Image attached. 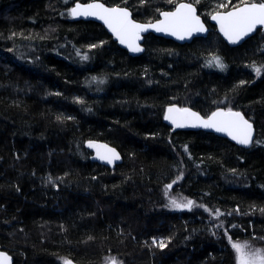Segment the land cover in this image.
<instances>
[{
	"label": "trees",
	"instance_id": "obj_1",
	"mask_svg": "<svg viewBox=\"0 0 264 264\" xmlns=\"http://www.w3.org/2000/svg\"><path fill=\"white\" fill-rule=\"evenodd\" d=\"M89 1L0 0V250L13 264H236L229 239L264 245V28L231 47L202 0H99L140 22L187 1L209 27L184 44L147 34L130 56L70 16ZM170 104L239 111L253 142L172 130ZM89 140L121 163L92 161ZM167 193L194 206L171 208Z\"/></svg>",
	"mask_w": 264,
	"mask_h": 264
},
{
	"label": "snow or ice",
	"instance_id": "obj_2",
	"mask_svg": "<svg viewBox=\"0 0 264 264\" xmlns=\"http://www.w3.org/2000/svg\"><path fill=\"white\" fill-rule=\"evenodd\" d=\"M70 15L73 17L93 16L102 20L116 35L119 42L125 44L132 52L143 51L138 41L141 39V33L148 31L149 28L154 29L156 32H165L176 36L181 40L193 33L205 31L204 25L201 23L199 16L196 15V9L192 4L182 3L177 6L174 12H162L163 19L155 24L136 23L130 18V13L126 8H109L102 3H89L87 5L77 3L75 7L70 9ZM212 19L218 22L220 32L223 33L225 38L230 43L235 44L256 30L257 26H264V2H244L242 7H235L232 11L223 14L217 13L212 16ZM91 47H97V45H91ZM82 59L87 60L88 57L85 55ZM209 63L210 65L214 64L221 70L225 67L219 57H213ZM252 67L256 75L260 76L262 68L255 65ZM93 79L95 80V78ZM164 118L177 128H211L217 132L226 133L239 144L248 145L252 142V125L244 119L241 113L233 112L231 109L215 111L205 119L190 109H180L173 106L168 108ZM89 147H96L98 149L97 156L108 163L120 158L115 149L108 148L107 145H94L90 142ZM100 148H104L105 151L100 152ZM185 151H187V148H185ZM167 187L171 188L172 185ZM170 204L174 208L188 210H191L194 206L192 200L181 202L171 199ZM215 214L217 216L222 215L219 210H216ZM153 243L157 244V241L154 240ZM157 246L164 248L166 244L160 241ZM232 247L238 253L239 264H264V253L257 251L249 255L243 251L242 246L239 244H233ZM0 264H9V258L5 254L0 253ZM65 264H71V262L65 261ZM111 264H116L115 259L111 261Z\"/></svg>",
	"mask_w": 264,
	"mask_h": 264
},
{
	"label": "water",
	"instance_id": "obj_3",
	"mask_svg": "<svg viewBox=\"0 0 264 264\" xmlns=\"http://www.w3.org/2000/svg\"><path fill=\"white\" fill-rule=\"evenodd\" d=\"M77 3H79V4H81V5H87V4H89V3H102L101 1H99V0H93V1H89V2H75L71 7H70V9L71 8H73V7H75V5L77 4ZM192 4L193 5V7L196 9V15L197 16H199V18H200V21H201V23L204 25V28H205V31L204 32H198V33H193L191 36H189V37H186L185 39H178L176 36H173V35H170V34H168V33H165V32H156L154 29H152V28H149L148 29V31H146V32H143V33H141V39L138 41V44H139V46L143 49V51H144V48H143V40H144V37L147 35V34H153V35H156V36H158V37H162V38H166V39H170V40H173V41H175V42H177V43H179V44H184V43H190L194 38H197V37H202V38H204V37H206L207 35H208V32H209V27L207 26V24H206V22L202 19V17L199 15V13H198V11H197V8H196V6L193 4V3H191V2H187V1H181V2H179L173 9H171V10H165V11H161L159 14H158V18H156L155 20H153V21H148V22H140V21H136L135 19H133V17H132V14H131V11L128 9V8H126L127 10H128V12L130 13V18L134 21V22H136V23H139V24H155L157 21H159V20H162L163 19V16L161 15V13L162 12H174L175 10H176V8H177V6L179 5V4ZM250 3V2H249ZM257 3V2H256ZM102 4H104V3H102ZM104 6L105 7H109V8H111V7H120V8H125V7H121V6H115V5H106V4H104ZM243 6V3L242 4H240V5H237V6H235V7H242ZM235 7H232V8H230V9H228V10H225V11H216V12H213L212 14H210V16H209V18H208V23L211 25V26H213L216 30H217V32L219 33V35H220V37L223 39V41L228 45V46H231V47H235V46H238V45H240V44H242L244 41H246L248 38H250L251 36H253L255 33H256V31L257 30H259V29H262V28H264V26H257V28H256V30H254L253 32H251L249 35H247V36H245L243 39H241L238 43H235V44H233V43H230L226 38H225V36L223 35V33H221L220 32V26H219V24H218V22L216 21V20H213L212 19V16L213 15H216L217 13H221V14H223V13H226V12H228V11H232ZM71 16V15H70ZM73 19H75V20H77V19H81V20H86V21H92V22H95V23H97V24H99V25H101L102 26V28L106 31V33L112 38V40L117 44V46H119L120 48H122V49H124L130 56H137V55H140L143 51H140V52H132V51H130L129 49H128V47L125 45V44H121L120 42H119V40H118V38L116 37V35L108 28V26L102 21V20H100V19H98V18H96V17H93V16H78V17H73V16H71ZM176 107V108H180V107H178V106H176V105H174V104H170V105H168L167 107H166V110H165V114H164V117H165V115L167 114V110H168V108H170V107ZM180 109H184V108H180ZM187 109H190V108H187ZM192 112H195V113H198V112H196V111H194V110H192V109H190ZM218 110H224V109H217V110H215V111H218ZM214 111V112H215ZM224 111H227V110H224ZM233 112H239V111H235V110H232ZM213 113V112H212ZM211 113V114H212ZM239 113H241V112H239ZM199 114V113H198ZM210 114V115H211ZM201 117H203V118H207L208 116H210V115H208V116H202L201 114H199ZM241 115L243 116V114L241 113ZM244 117V116H243ZM244 119L245 120H247L245 117H244ZM248 121V120H247ZM249 122V121H248ZM164 123L168 126V127H170L172 130H188V131H192V130H198V129H202V130H205V131H208V132H211V133H214V134H216V135H218V136H220V137H223V138H226L227 140H229L230 142H232V143H234V144H236V145H239V146H243V147H245V148H247V147H250L251 146V144H252V142H253V139H254V136H255V127H254V125L251 123V122H249L251 125H252V142L250 143V144H248V145H243V144H239V143H237V141H235V140H233L230 136H228L226 133H222V132H217V131H215L214 129H211V128H203V127H183V128H177V127H175L169 120H166L165 118H164ZM93 143L94 145H107V147L108 148H112V149H115L113 146H111L110 144H108V143H106V142H103V141H100V140H89V141H87L86 142V147L92 152V156H91V159H92V161H94V162H96L97 164H100V165H102V166H105V167H107V168H109V169H113V168H115V166L116 165H119L120 163H121V161H122V156H121V154L115 149V151L119 154V159L118 160H113V162L112 163H108L106 160H102V159H100L98 156H97V151H98V149L96 148V147H89V143ZM99 151L100 152H104L105 151V149L104 148H100L99 149ZM0 253H2V254H5L8 258H9V264H13V262H14V259H13V257L10 255V254H8L7 252H5V251H3V250H0ZM65 261H70L71 262V264H81V263H77V262H75V261H73V260H70V259H67V260H65ZM65 261L62 263V264H65ZM107 264H111V261H109ZM117 264V263H116Z\"/></svg>",
	"mask_w": 264,
	"mask_h": 264
},
{
	"label": "rangeland",
	"instance_id": "obj_4",
	"mask_svg": "<svg viewBox=\"0 0 264 264\" xmlns=\"http://www.w3.org/2000/svg\"><path fill=\"white\" fill-rule=\"evenodd\" d=\"M144 1H147V0H142V2H144ZM148 1L152 2L153 0H148ZM168 1H175L176 3L178 2V0H168ZM193 1H194V3L195 2L197 3V2H199L201 0H193ZM202 1L206 2V6H207V8H206L207 11H205V12L203 11L202 14H208V17L213 12L224 11V9L231 3L230 0H208V1L207 0H202ZM243 1L252 2L251 0H243ZM242 3H244V2H242ZM242 3H239L237 5H240ZM221 5H224V6L222 7ZM237 5H235V6H237ZM235 6H232V7H235ZM232 7H230V8H232ZM166 199H167L168 205L171 208H174L170 204V200L171 199H176L177 201H181V202L187 200V199H182V198H179V197H176V196H172L169 193H167ZM214 216L217 217L216 215H214ZM228 241H229V244H230L231 247H232L233 244H239L240 246H242V249H243V251L246 254L250 255V254H252L254 252H257V251L264 253V245L261 244L259 239L257 241H252V240L232 241V240L229 239ZM232 249H233L234 254H235L236 264H239L238 253L236 252V250L233 247H232Z\"/></svg>",
	"mask_w": 264,
	"mask_h": 264
},
{
	"label": "bare ground",
	"instance_id": "obj_5",
	"mask_svg": "<svg viewBox=\"0 0 264 264\" xmlns=\"http://www.w3.org/2000/svg\"><path fill=\"white\" fill-rule=\"evenodd\" d=\"M70 5V4H69Z\"/></svg>",
	"mask_w": 264,
	"mask_h": 264
},
{
	"label": "flooded vegetation",
	"instance_id": "obj_6",
	"mask_svg": "<svg viewBox=\"0 0 264 264\" xmlns=\"http://www.w3.org/2000/svg\"><path fill=\"white\" fill-rule=\"evenodd\" d=\"M171 10V9H170Z\"/></svg>",
	"mask_w": 264,
	"mask_h": 264
}]
</instances>
